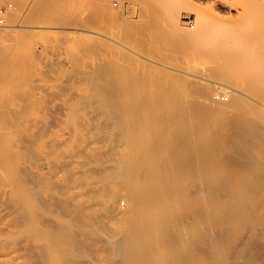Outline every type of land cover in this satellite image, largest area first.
Here are the masks:
<instances>
[{
	"label": "rangeland",
	"instance_id": "obj_1",
	"mask_svg": "<svg viewBox=\"0 0 264 264\" xmlns=\"http://www.w3.org/2000/svg\"><path fill=\"white\" fill-rule=\"evenodd\" d=\"M225 1L238 3L180 0L188 8L170 20L152 0H0L9 9L0 34L12 37L0 51V134L10 144L30 141L23 151L28 160L59 156L53 165L62 171L58 158L77 145L94 113L119 111L136 132H149L152 151L180 194V249L190 264H264V59L253 73L261 80L250 90L218 80L212 63L181 37L198 30V9L234 16L220 6ZM256 2L252 28L261 31L264 0ZM189 16L195 29L184 23ZM113 89L143 95L119 104ZM61 130L72 137L63 152L55 144ZM119 205L125 210L128 201L120 197ZM181 259L175 252L167 263L184 264Z\"/></svg>",
	"mask_w": 264,
	"mask_h": 264
},
{
	"label": "bare ground",
	"instance_id": "obj_2",
	"mask_svg": "<svg viewBox=\"0 0 264 264\" xmlns=\"http://www.w3.org/2000/svg\"><path fill=\"white\" fill-rule=\"evenodd\" d=\"M152 1L161 17L170 20L180 8H188L180 0ZM220 6L230 15L234 11L235 18L227 17L223 10L217 17L198 9L199 28L181 34L182 42L212 63L211 71L218 80L244 83L240 85H250L251 90V84L261 80L253 73L264 59V30L262 34L260 28H252L260 8L256 0H238L229 6L225 1ZM10 33L0 34V51ZM110 92L119 104L122 99L143 95L136 89ZM101 110L93 112V120L90 115L93 123L79 131L82 137L77 136L80 141H75L76 146L65 151L62 147L72 139L71 131L57 133L55 146L65 151L58 158L64 164L62 171L53 165L59 156L53 159L39 154L36 160H28L23 153L28 140L12 143L9 138L10 144L0 134V264H96L97 257L112 264H168L175 252L184 264H190V255L180 249L184 236L176 211L181 197L152 151L146 136L149 132H136L138 128L118 110L120 115ZM98 135L104 136V141H97ZM243 137L239 139L244 141ZM59 160L55 164H60ZM120 197L128 201L125 210L119 205ZM111 221L118 224L111 228Z\"/></svg>",
	"mask_w": 264,
	"mask_h": 264
},
{
	"label": "built area",
	"instance_id": "obj_3",
	"mask_svg": "<svg viewBox=\"0 0 264 264\" xmlns=\"http://www.w3.org/2000/svg\"><path fill=\"white\" fill-rule=\"evenodd\" d=\"M8 7L6 6H0V28H6L7 27V17H8ZM184 23L190 28L194 29L195 24L192 20L191 16L184 18Z\"/></svg>",
	"mask_w": 264,
	"mask_h": 264
}]
</instances>
